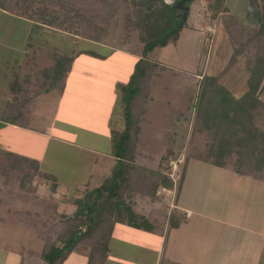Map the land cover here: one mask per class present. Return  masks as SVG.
Masks as SVG:
<instances>
[{
  "label": "rangeland",
  "instance_id": "374dc122",
  "mask_svg": "<svg viewBox=\"0 0 264 264\" xmlns=\"http://www.w3.org/2000/svg\"><path fill=\"white\" fill-rule=\"evenodd\" d=\"M107 1L113 11L105 5ZM254 1H227L243 29L241 42L254 34ZM131 3L0 0V7L5 9L0 10V264H41L47 230L60 214L73 213L74 200H81L86 191L112 174L114 161L107 154L125 128L118 85L125 84L134 70L135 57L130 54L141 58L144 46L135 29L125 30ZM211 3L186 2L188 15L178 36L147 56L158 67L148 81V101L137 130L134 161L166 175L170 188L158 190L159 200L134 198L132 205L137 215H145L159 230L173 201L178 205L180 199L206 215L208 219L197 218L203 228L207 226L203 221L211 222L220 211L225 214L236 200L243 215L257 201L259 206L264 202L263 185L255 187L253 180L252 184L249 180L242 184L244 196L218 199L224 195L221 185L225 183L219 170L213 168L219 159L216 150L214 156L211 154L210 147L217 145L222 131L217 124L205 129L202 121L197 123L201 76H215L235 96L246 91L249 76L246 53L230 60L236 38L232 40L221 23H209ZM135 18L130 17L132 21ZM176 19L175 29L180 21L178 16ZM84 53L93 57H84L88 60L80 65L78 54ZM72 58L70 68L79 65L60 95L68 65L60 80H54L53 71L58 60ZM80 69L83 71L78 73ZM258 97L264 103V87ZM254 121L264 131V109H259ZM19 157L34 160L37 172L32 167H15L14 160ZM223 163L242 172L251 166L236 154ZM50 177L56 179L54 190ZM223 177L227 179L225 174ZM32 182L37 185L34 189ZM259 206L255 214L262 213ZM114 214L117 221L125 223L118 225L114 235V241L122 246L126 243L124 232L129 235L132 226H128L121 203H117ZM176 234L182 236L178 230ZM115 248L107 264H123L118 255L120 247ZM82 254H88V249L79 245L63 264L87 263L80 261Z\"/></svg>",
  "mask_w": 264,
  "mask_h": 264
},
{
  "label": "trees",
  "instance_id": "16d2710c",
  "mask_svg": "<svg viewBox=\"0 0 264 264\" xmlns=\"http://www.w3.org/2000/svg\"><path fill=\"white\" fill-rule=\"evenodd\" d=\"M174 1L169 3L166 0H131L132 5L127 6L125 30L129 32L130 28L135 29L144 46L142 57L135 62L128 81L118 85L125 128L112 145V154L116 158L112 174L98 187L86 191L81 200H74L76 208L73 213L60 214L55 227L53 225L47 230L40 254L41 264H63L79 245L88 249L86 264H104L110 251L109 244L116 223L114 210L117 203L124 206L128 225L144 231L154 229L153 222L143 214L137 215L132 204L137 198L159 200L158 190H169L170 182L167 181L166 175L137 164L134 158L137 130L148 101V81L158 67L156 63L150 62L147 56L157 48L165 47L175 35L179 19H176L178 11L174 8L178 0ZM227 1L212 0L209 23H221L232 40L236 38L237 43L232 46L230 60L234 61L238 53H246V69L249 73L246 80L247 89L237 97L221 86L215 76H201L198 90L200 103L196 108L197 123L202 121L205 129H211L212 125L217 124L218 131H222L217 145L213 143L210 147L213 156L215 150L218 154V166H223L226 159L236 154L243 162L251 164L247 171L243 170L244 174H253L255 178L263 180L264 170L258 169L264 168V131L255 124L254 115H258L259 109H264V103L258 97V92L264 87V0L254 1L257 7L254 34L248 36L245 42H241L243 29L238 27L237 18L230 12ZM108 3L109 1L105 5ZM108 7L111 9L112 6L108 4ZM131 16L136 17L135 21L130 19ZM72 60L73 58L67 59L66 62L57 61L53 71L55 81L62 78L65 66L68 65L66 72L70 71ZM10 121L20 125V122L15 123L14 120L8 119V122ZM225 124L226 127H221ZM14 165L17 168L32 167L35 172L38 170L35 161L26 157L15 158ZM48 181L54 190L56 179L50 177ZM32 185L33 189L37 186L34 182ZM184 219L185 214L173 207L168 211L167 229L177 227Z\"/></svg>",
  "mask_w": 264,
  "mask_h": 264
},
{
  "label": "crops",
  "instance_id": "0c3cea01",
  "mask_svg": "<svg viewBox=\"0 0 264 264\" xmlns=\"http://www.w3.org/2000/svg\"><path fill=\"white\" fill-rule=\"evenodd\" d=\"M0 10L3 11L5 9L0 7ZM116 50L121 53H127L123 50ZM78 55L80 59H82V61H79L80 65L88 60H85L84 57L90 59L93 57L90 54ZM130 55L135 57V62L140 58L137 54ZM78 65L77 63L73 65L74 67L68 72L66 79H64L65 81L63 82L60 95L63 94L68 87V83L73 76V70H75V67L77 68ZM81 71L83 70L80 69L78 73ZM111 150L108 152L107 157L110 158V161L112 160V163L113 161L115 163L116 158L113 156ZM110 161H108V163ZM207 164H212V166L215 165L212 161H208ZM217 166L215 165L213 168L214 170H219V174L222 177L221 179H223L225 183V185H221L225 188L223 192L224 195H220L218 199H224V196L233 197V195H235L236 199L237 196H244L240 189H242V184L248 180L251 184L253 180L255 187L263 185L264 188V180L255 178L254 175L239 172L228 164H223V166H218V168ZM223 174H225L227 179L223 177ZM226 180H229V183H227ZM102 182L103 179L100 181V184ZM221 202L223 203V201H219L222 205ZM224 204L225 203H223V207H225ZM258 204L257 201V207L259 206ZM176 205V201H173V205L169 210L175 207L180 213L185 214V219L182 220L177 227L168 230L167 227L164 226L166 222L160 230L156 228L154 223L155 227L152 231H144L130 227L131 230L129 229V231L131 232L129 235L128 232H124V235L127 236H125L126 243L122 246L114 241L116 237L114 235L118 225L122 224L121 226H123L125 223L123 220H121L120 223L116 219L109 244L110 251L108 255L115 253L116 246L117 248L120 247L119 253H117L120 256L119 260H121L123 264H264V202L261 201V207L259 206L262 209V213L255 214L256 210H258L255 206L249 208V210L246 208L249 212L243 215L240 210L241 204L236 200V203H234L232 208L227 210L228 212H225V214L220 211L215 216L211 215L213 217L211 218V222L203 221L207 225L205 228L201 226L197 218L201 217L208 219L206 215L199 213L194 208H190L189 206L191 205L183 202L182 199H180L178 205ZM177 230L182 236H177ZM130 249H134L136 252ZM244 250L248 252L247 255L244 253ZM126 252L131 255H125ZM80 256V261H82V263L88 260V254H82ZM107 261L108 256L104 264H107ZM112 264L118 263L113 262Z\"/></svg>",
  "mask_w": 264,
  "mask_h": 264
},
{
  "label": "water",
  "instance_id": "95a60500",
  "mask_svg": "<svg viewBox=\"0 0 264 264\" xmlns=\"http://www.w3.org/2000/svg\"><path fill=\"white\" fill-rule=\"evenodd\" d=\"M191 1V0H178L175 4H174V8L178 11V18H180L179 24L177 29H175V37L178 36V31L180 29H182L183 27V23L186 21V17L188 15V10L189 8L186 7L185 3ZM174 37V38H175Z\"/></svg>",
  "mask_w": 264,
  "mask_h": 264
},
{
  "label": "built area",
  "instance_id": "2783aa9c",
  "mask_svg": "<svg viewBox=\"0 0 264 264\" xmlns=\"http://www.w3.org/2000/svg\"><path fill=\"white\" fill-rule=\"evenodd\" d=\"M171 164H173V165H174V167L176 166V163H175V161H171Z\"/></svg>",
  "mask_w": 264,
  "mask_h": 264
},
{
  "label": "flooded vegetation",
  "instance_id": "af4514ba",
  "mask_svg": "<svg viewBox=\"0 0 264 264\" xmlns=\"http://www.w3.org/2000/svg\"><path fill=\"white\" fill-rule=\"evenodd\" d=\"M177 1V0H176ZM175 2V1H174Z\"/></svg>",
  "mask_w": 264,
  "mask_h": 264
}]
</instances>
